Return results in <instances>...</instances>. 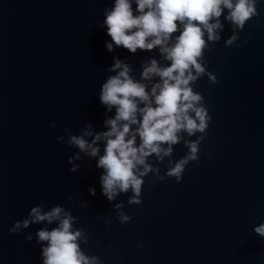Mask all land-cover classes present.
Returning a JSON list of instances; mask_svg holds the SVG:
<instances>
[{
    "label": "water",
    "instance_id": "obj_1",
    "mask_svg": "<svg viewBox=\"0 0 264 264\" xmlns=\"http://www.w3.org/2000/svg\"><path fill=\"white\" fill-rule=\"evenodd\" d=\"M114 2L0 0V264H42L36 232L55 224L9 231L37 205L69 209L74 227L88 236L82 251L101 264H264V237L254 232L264 223V0L243 30L225 19L224 9L219 39L207 42L200 58L205 74L190 85L211 118L206 133H179L170 157L147 158L159 174L142 177L140 204L128 203L131 189L109 201L98 157L67 143L88 125L93 135L107 130L104 120L115 109L107 111L99 94L116 74L109 70L114 58L136 80L142 62L169 63L158 48L107 50L104 12ZM156 81H144L147 90ZM201 135L198 160L186 165L179 182L166 177L188 153L184 141ZM98 143L103 154L104 142ZM120 212L131 219L121 223Z\"/></svg>",
    "mask_w": 264,
    "mask_h": 264
},
{
    "label": "clouds",
    "instance_id": "obj_2",
    "mask_svg": "<svg viewBox=\"0 0 264 264\" xmlns=\"http://www.w3.org/2000/svg\"><path fill=\"white\" fill-rule=\"evenodd\" d=\"M224 9L228 10L225 19L240 30L258 15L257 0H115L113 7L105 9L103 23L111 37V42H106L109 52L113 45L133 54L138 49L158 48L161 57L169 62L167 66H160L155 58L142 62L141 79L136 80L130 75L131 67L114 58L109 70L116 74L102 84L99 94L107 111L115 109V115L104 120L107 130L93 135L88 125L82 135L72 134L67 141L89 157H98L96 166L104 170L100 176L102 194L109 201L131 189L133 195L128 203L140 204L142 177L150 172L159 174V169H154L147 158L153 154L159 161L170 157L173 145L180 143L179 133L186 132L189 137L206 133L211 118L200 104L203 97L190 85L205 74L200 58L207 42L219 39L215 30L222 28L219 18ZM177 32L173 42V34ZM235 39L234 34L226 44L231 45ZM157 77L158 81L147 90L144 81ZM209 78L216 82L210 73ZM133 125L137 127L133 129ZM58 139L62 141L63 137ZM203 139L201 135L195 141L185 140L188 153L168 168L165 176L175 177L179 182L186 165L198 160L199 144ZM100 141L104 142L103 154H100ZM76 158L80 159L79 154ZM77 167L73 165L71 171H76ZM90 193L95 195V189L91 188ZM118 219L126 223L131 217L120 212ZM75 221L71 211L62 206L45 210L43 205H37L9 231L17 233L30 224H55L36 232L37 243L42 245V264H101L100 257L82 251L81 242L87 243L88 236L83 229L74 227ZM254 232L264 237V223L256 226ZM27 239L32 240L31 234Z\"/></svg>",
    "mask_w": 264,
    "mask_h": 264
}]
</instances>
